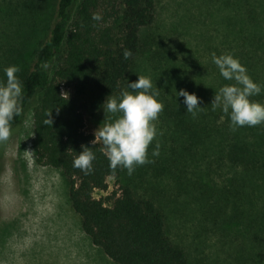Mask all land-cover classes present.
Returning a JSON list of instances; mask_svg holds the SVG:
<instances>
[{
    "label": "trees",
    "instance_id": "16d2710c",
    "mask_svg": "<svg viewBox=\"0 0 264 264\" xmlns=\"http://www.w3.org/2000/svg\"><path fill=\"white\" fill-rule=\"evenodd\" d=\"M156 7L157 0H56L51 27L29 66L23 65L21 49L0 52V78L5 66L16 64L24 86L23 111L14 117L12 130L32 107L36 162L61 171L83 231L117 264H190L186 251L168 235L155 201L125 185L105 198L95 196L96 190H108V179L119 177L122 167L111 169L103 144H92L95 134L85 130V112L98 116L106 97L120 90L141 51L143 28L155 22ZM94 12L102 19L94 21ZM232 26V53L264 85V40L252 11L232 18ZM125 49L132 51L127 59ZM214 81L208 87L202 81L191 91L204 107L195 117L184 103L180 106L176 126L182 140L170 150H214L228 161L231 177L221 186L200 184V196L223 223L230 220L250 239L247 264H264V123L233 130L228 114L211 105L215 91L232 82L219 70ZM64 84L74 89L72 96L64 94ZM252 99L264 102V91ZM48 118L52 123H46ZM82 145L95 152L88 174L72 163Z\"/></svg>",
    "mask_w": 264,
    "mask_h": 264
},
{
    "label": "rangeland",
    "instance_id": "374dc122",
    "mask_svg": "<svg viewBox=\"0 0 264 264\" xmlns=\"http://www.w3.org/2000/svg\"><path fill=\"white\" fill-rule=\"evenodd\" d=\"M55 3L0 0L2 55L21 49L23 65L29 66L51 27ZM247 10L264 40V0H157L155 22L143 28L141 51L114 95L138 75H148L164 108L156 121L158 135L148 148L152 162L135 166L131 175L122 168L119 177L108 179V190H96L95 196L105 198L125 185L138 197L155 201L168 235L186 251L190 264H247L252 249L243 229L228 219L223 223L198 190L200 184L226 183L232 173L228 161L214 150H170L182 140L176 126L181 111L176 114L183 97L176 91L215 82L218 68L212 54L232 53L236 35L231 20L243 11L246 16ZM260 51L264 64L263 45ZM62 90L74 94L69 85ZM117 115L104 109L98 116L85 112V130L95 134ZM33 119L31 107L23 124L0 142V264H117L83 231L61 171L36 162ZM157 142L159 155L152 156Z\"/></svg>",
    "mask_w": 264,
    "mask_h": 264
},
{
    "label": "clouds",
    "instance_id": "9594fccd",
    "mask_svg": "<svg viewBox=\"0 0 264 264\" xmlns=\"http://www.w3.org/2000/svg\"><path fill=\"white\" fill-rule=\"evenodd\" d=\"M94 21L102 19L100 12L92 14ZM132 55L130 49L123 51L125 59ZM212 61L217 66L219 74L232 83H226L215 91L211 102L213 110L220 107L227 113L230 126L235 130L241 126H255L264 123V102L252 97L264 91V85L254 81L247 68L238 56L231 52L212 54ZM20 67L10 64L4 67L3 78H0V142L7 141L12 134V121L23 111L24 86L17 75ZM128 81V80H127ZM158 88L148 75H138L134 81H128L127 88L119 96L108 95L103 102L104 112L119 114L109 119L95 131V144L99 139L104 146L109 167L115 170L122 167L131 175L135 166L150 163L149 145L158 135L156 121L163 110V101L159 99ZM176 96L183 97L186 111L195 117L204 108L202 98L195 92L184 88L176 91ZM52 123L47 119L46 123ZM82 150L73 159V167L80 168L85 174L93 170L95 152L92 147L81 146ZM160 145L157 142L152 150V156L159 155Z\"/></svg>",
    "mask_w": 264,
    "mask_h": 264
}]
</instances>
